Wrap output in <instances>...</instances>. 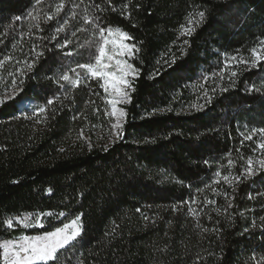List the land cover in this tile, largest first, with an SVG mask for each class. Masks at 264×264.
Instances as JSON below:
<instances>
[{"label":"trees","instance_id":"16d2710c","mask_svg":"<svg viewBox=\"0 0 264 264\" xmlns=\"http://www.w3.org/2000/svg\"><path fill=\"white\" fill-rule=\"evenodd\" d=\"M56 2L0 0V60L13 57L0 70V94L12 95L13 79L22 89L0 106V221L24 212L66 213L50 218L45 229L28 232L35 235L82 214L83 233L58 254L60 264L261 261L264 170L254 163L253 175L244 171L249 157L256 161L264 155L253 151L259 134L252 141L241 134L264 128V63L250 70L239 65L235 87L218 73L225 54L247 58L264 39V0H132L131 19L111 9L95 12L102 26L122 27L141 48L139 59L132 60L141 71L131 103L124 106L123 136L112 142L111 118L104 114L97 82L57 83L61 74L90 58L86 42L93 40L94 29L83 16L93 11V0H67L60 15L47 21L45 14L55 11ZM112 3L119 7L127 0ZM197 10L206 11L205 21L190 38L177 39L187 14ZM65 20V31L56 33ZM67 40V47L57 46ZM34 46L44 53L39 59ZM173 54L175 64H165ZM25 60H35L30 70ZM156 69L159 74L150 79ZM252 85L260 90L249 91ZM49 99L54 103L48 105ZM41 106L46 113H39ZM225 175L240 180L229 186ZM22 232L0 225V240Z\"/></svg>","mask_w":264,"mask_h":264},{"label":"snow or ice","instance_id":"6c2138e0","mask_svg":"<svg viewBox=\"0 0 264 264\" xmlns=\"http://www.w3.org/2000/svg\"><path fill=\"white\" fill-rule=\"evenodd\" d=\"M44 0H36V4H42ZM67 0H57L55 3V11L51 14H45V19L51 21L64 10ZM83 3V0H81ZM132 0H127V3H121L119 7L112 3V0H102V3H95L91 5L93 11L89 13L85 10L83 16V21L85 25H92L94 31L92 32L93 40L87 41V47L92 49L89 53V60L85 63H78L76 67L69 68L61 74L57 80L66 82L72 87H79L82 82L87 80H95L98 87L103 90L104 95L101 99L106 105L104 108V114L110 117V124L113 134L117 138H122L123 136V126L126 121L127 112L120 105H125L131 103L132 93L135 92L134 82L139 78L140 68L133 64L132 60L139 59V53L141 48L137 43H131L134 37L118 25L102 26L99 23L100 17L95 15V12H105L111 9L112 12H119L120 16L125 19H131L130 5ZM79 5H76L78 7ZM106 6V7H105ZM28 16L33 19H39L38 16H33L32 12L28 13ZM76 13L73 11L72 17L75 18ZM16 21L21 20L20 16L14 18ZM206 19V11H193L189 12L185 17V23L181 24L178 29V37H191L200 24H202ZM68 25V21L65 20L62 25L55 28L56 33H62L65 31ZM11 26V25H10ZM135 26V25H133ZM79 31H89L86 27H81ZM75 35V32L73 33ZM53 40L56 36L51 37ZM71 41L67 40L65 43L57 45L59 48L63 49L70 44ZM183 45H189V39L183 40ZM181 45L180 51L186 54V49ZM190 46V45H189ZM81 47H84L82 45ZM32 51L35 53L36 59H39L44 55L43 51H36L35 46ZM250 56L244 57L243 55H233L227 56L225 54L224 66L218 73L219 79L223 81L224 79L229 80L228 87H235L236 78H238V71L236 70L239 65L244 64L247 66L246 70L251 68L259 67L264 63V39H259L256 46L251 48ZM65 55H72V53H65ZM177 57L173 54L170 58L165 59L164 63L175 64ZM13 60L12 56H5L0 60V70H3L6 63ZM17 64L20 61H16ZM160 61H157L159 64ZM24 64L30 70L34 64L35 60L29 63L27 60ZM77 68L84 70L83 75L77 72ZM19 75L21 77L20 83H23L22 77L25 72L24 69H18ZM225 72L228 73L227 77ZM69 73H75L76 77L73 78ZM159 74V69L149 75V78H153L155 75ZM10 75H15V73H10ZM0 79H3L0 76ZM64 87L63 84L60 85ZM13 93L9 95L7 93L0 94V106H3L8 101L14 99L15 94L22 89H18L16 86V80H12ZM228 87H221L220 91H228ZM259 91L255 85L249 88V91ZM215 91V89H213ZM100 95V93H94ZM206 97V102H211L212 97L208 95V92L204 93ZM54 103V99L47 100V104L51 105ZM94 103V101H92ZM202 107V105H201ZM170 110V109H169ZM98 112L99 109H96ZM47 112L46 106L39 107V113L44 114ZM46 118V117H45ZM257 134L260 135V141L256 143V148L253 151L259 149L261 154L264 155V128L253 129L250 133L241 135L246 141H252L253 137ZM83 137V130L79 133ZM255 143V142H254ZM243 159V157H241ZM207 164L208 161H205ZM233 162L230 160L229 164ZM258 165L257 170H264V159H257L253 161L251 157L246 160L247 167L245 168L244 175L251 176L254 174L253 164ZM220 176V173H216ZM225 183L229 186L232 185L233 181L239 182V176H229L225 175L222 177ZM219 183V181H217ZM235 190V189H233ZM47 192L51 194L52 189L48 188ZM226 195V194H225ZM207 203L212 204L214 201H207ZM66 213L61 212H24L16 216H11L0 221V225L5 227L7 230H15L16 228L28 229H45L46 223L48 222L46 218H52L53 220H58L65 217ZM264 219V218H262ZM199 226V225H198ZM253 227H255V222H253ZM205 232L210 231L205 228ZM211 231H216V229H211ZM83 233V223L82 214H76L74 218L70 220L63 221L62 226L53 225L49 230H45L39 234H27V232H22L21 234L0 240V264H50V262H55V264H60L59 253L61 250L66 249L68 246L73 245V242L77 241ZM264 261V258H262ZM262 261H258L257 264H262Z\"/></svg>","mask_w":264,"mask_h":264},{"label":"rangeland","instance_id":"374dc122","mask_svg":"<svg viewBox=\"0 0 264 264\" xmlns=\"http://www.w3.org/2000/svg\"><path fill=\"white\" fill-rule=\"evenodd\" d=\"M132 62V61H131ZM125 105H127V104H125ZM125 105H120V107H123L124 108V106ZM25 107H32V103H30V102H27V103H25ZM29 118H31V119H34L35 117H29ZM120 138H117V137H115V135L113 134L112 135V138L110 139V140H108L109 142H112V141H114V140H119ZM50 218H46V220L48 221ZM16 229H18V230H21V231H23V232H27V234H28V232L29 231H35V230H37V229H28V230H25V229H22V228H16ZM262 261V260H261ZM262 264H264V261H262Z\"/></svg>","mask_w":264,"mask_h":264}]
</instances>
